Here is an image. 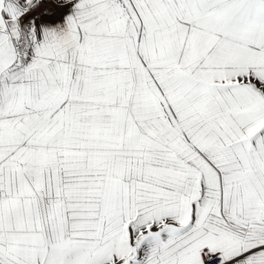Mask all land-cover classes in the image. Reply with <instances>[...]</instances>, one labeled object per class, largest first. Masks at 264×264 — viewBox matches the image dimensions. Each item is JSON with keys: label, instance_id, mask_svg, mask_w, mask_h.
Returning a JSON list of instances; mask_svg holds the SVG:
<instances>
[{"label": "snow or ice", "instance_id": "6c2138e0", "mask_svg": "<svg viewBox=\"0 0 264 264\" xmlns=\"http://www.w3.org/2000/svg\"><path fill=\"white\" fill-rule=\"evenodd\" d=\"M0 264H264V0H0Z\"/></svg>", "mask_w": 264, "mask_h": 264}]
</instances>
